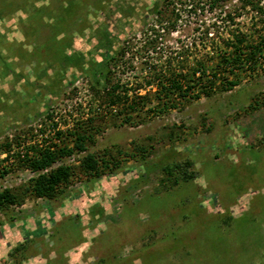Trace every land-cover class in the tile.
Here are the masks:
<instances>
[{
	"label": "rangeland",
	"instance_id": "obj_1",
	"mask_svg": "<svg viewBox=\"0 0 264 264\" xmlns=\"http://www.w3.org/2000/svg\"><path fill=\"white\" fill-rule=\"evenodd\" d=\"M231 28L264 37V0H0V189L35 175L18 152L79 124L104 167L86 175L74 152L57 162L75 167L60 194L0 210V264H264V56L232 89L136 124L84 70L122 48L110 77L127 87L150 63L209 66ZM185 160L195 177L165 171Z\"/></svg>",
	"mask_w": 264,
	"mask_h": 264
},
{
	"label": "trees",
	"instance_id": "obj_2",
	"mask_svg": "<svg viewBox=\"0 0 264 264\" xmlns=\"http://www.w3.org/2000/svg\"><path fill=\"white\" fill-rule=\"evenodd\" d=\"M157 6V5H156ZM233 19L226 15L224 22ZM218 30V28H217ZM228 35L219 33L212 38L211 53L207 55L210 65L202 59H196L188 69L163 66L150 63L145 83L127 87L120 82L111 83L110 68L115 55L124 53L123 48L109 57L89 59L84 70L89 76L91 88L102 97L107 107L118 106L123 113L121 123L136 124L148 114H156L175 108L179 103L188 102L201 95L209 96L214 92H224L239 83L240 71L255 68L259 56L264 50V37L253 42L238 29H227ZM208 33V31L206 32ZM205 59V58H204ZM147 86V87H146ZM131 88V93L129 89ZM143 90V92H141ZM153 103L147 105L148 102ZM91 119V118H90ZM63 130L56 129L55 136L62 138ZM66 136V137H65ZM60 143H48L40 147L31 146L21 153H17V165L35 173L27 183L16 191L10 187L0 189V210L10 205L20 204L25 194L35 197L53 198L60 194L74 174L75 167L68 163H57L61 158L70 156L74 152H84L79 158L77 168L86 175H99L104 169L94 153L86 151L87 142L94 139L91 127L79 124L65 133ZM6 147L10 146L5 142ZM9 150V149H7ZM191 166L189 160L172 163L165 167V171L172 173L177 170L183 179L196 176V171L187 168ZM105 167H108L105 165ZM18 245L15 250L21 249Z\"/></svg>",
	"mask_w": 264,
	"mask_h": 264
}]
</instances>
